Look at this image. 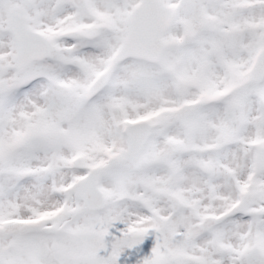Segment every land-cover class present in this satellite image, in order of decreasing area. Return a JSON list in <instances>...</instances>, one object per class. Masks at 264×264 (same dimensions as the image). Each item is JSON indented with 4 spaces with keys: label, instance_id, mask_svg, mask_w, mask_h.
Instances as JSON below:
<instances>
[{
    "label": "snow or ice",
    "instance_id": "snow-or-ice-1",
    "mask_svg": "<svg viewBox=\"0 0 264 264\" xmlns=\"http://www.w3.org/2000/svg\"><path fill=\"white\" fill-rule=\"evenodd\" d=\"M0 264H264V0H0Z\"/></svg>",
    "mask_w": 264,
    "mask_h": 264
}]
</instances>
